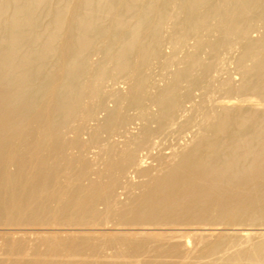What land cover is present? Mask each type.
I'll list each match as a JSON object with an SVG mask.
<instances>
[{"label": "bare ground", "instance_id": "6f19581e", "mask_svg": "<svg viewBox=\"0 0 264 264\" xmlns=\"http://www.w3.org/2000/svg\"><path fill=\"white\" fill-rule=\"evenodd\" d=\"M0 264H264V0H0Z\"/></svg>", "mask_w": 264, "mask_h": 264}, {"label": "rangeland", "instance_id": "374dc122", "mask_svg": "<svg viewBox=\"0 0 264 264\" xmlns=\"http://www.w3.org/2000/svg\"><path fill=\"white\" fill-rule=\"evenodd\" d=\"M230 64V63H229ZM231 65V64H230ZM229 65V68H231L232 67V65L230 66ZM235 76V75H234ZM165 143H167L165 146H169V145H173V143L172 142H169V141H167V142H165ZM167 149H165V151H166ZM168 151V150H167ZM146 160V162L148 163V164H152V162H153V164H155V161H153V160H151V158H146L145 159ZM148 160V161H147ZM152 164V165H153Z\"/></svg>", "mask_w": 264, "mask_h": 264}]
</instances>
